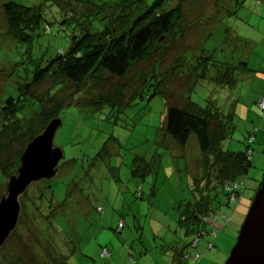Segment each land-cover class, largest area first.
I'll return each instance as SVG.
<instances>
[{
    "label": "rangeland",
    "instance_id": "rangeland-1",
    "mask_svg": "<svg viewBox=\"0 0 264 264\" xmlns=\"http://www.w3.org/2000/svg\"><path fill=\"white\" fill-rule=\"evenodd\" d=\"M6 1L0 0V199L29 136L47 125L59 105L66 107L58 112L62 125L55 146L64 150L65 158L56 178L33 184L22 197L21 223L0 249V264H134L131 257L138 264H171L170 244L184 248L191 239L181 232L179 216L195 194L206 192L196 137L181 147L164 130L168 106L190 102L223 112L231 128L225 150H245L249 135L259 127L239 202H228L211 169L212 205L221 220L214 222V247L205 250L207 238L200 244L204 257L199 264H225L264 178V117L256 106L264 94V0H186L177 30L157 42L124 78L103 72V81L88 79L77 87L62 77H49L28 90L33 72L66 51L72 36L99 33L105 16L119 27L115 18L124 8L121 0H15L40 10L44 18L30 42H21L8 33L1 9ZM167 4L176 6L178 0ZM207 68L208 75H197ZM228 70L237 84L216 80ZM145 78L143 97L130 105H75L107 97L127 102ZM10 98L19 100L17 110L25 113L18 125L3 112ZM7 120L10 124L2 128ZM120 222L125 227L118 232ZM105 247L110 259L101 255Z\"/></svg>",
    "mask_w": 264,
    "mask_h": 264
},
{
    "label": "trees",
    "instance_id": "trees-1",
    "mask_svg": "<svg viewBox=\"0 0 264 264\" xmlns=\"http://www.w3.org/2000/svg\"><path fill=\"white\" fill-rule=\"evenodd\" d=\"M167 1L153 0L149 4L148 0H121L120 3L123 4L124 10L119 14V18H115L116 22L118 21L120 24L119 27L114 24V20L105 16L101 20L107 19V21L99 33L85 31L80 36H72L70 46L66 51L59 52L45 67L38 66L33 72V81L26 84V89H30L34 84H38L49 77H62L77 87L82 86L88 79L103 81V72H107L117 78H124L136 63L152 52L157 42L177 30L179 22L183 18L182 3L186 0H178V4L173 7L168 6ZM1 9L6 16L8 33L17 41L30 42L34 33L43 25L44 18L42 13L35 7L27 6L15 0H8L1 4ZM94 16L100 19L97 14ZM247 64L245 63L244 66H247ZM217 67L218 73H220V68L219 66ZM209 71V68L203 69L197 75L206 76ZM230 71H224L226 72L225 77L220 80L218 75L216 80L221 84L226 82L237 84V79L232 75L233 72L231 73ZM146 79L142 89L127 102L115 99V97H107L85 105L77 101L75 105L95 106L96 108L103 106L105 102L121 103V106L130 105L137 97H143L142 94L145 92L147 84ZM161 83H159L158 88L161 87ZM20 90L22 89L20 88ZM54 93L56 95L57 90ZM156 93H159V90ZM148 97H151V95L149 94ZM262 100L264 98L258 100L256 106L258 112L264 117V111L260 108ZM17 101L10 98L4 103L3 107V112L9 113V117L15 119L14 123L11 122L13 125H18V122L21 123L25 118V113L17 110ZM19 105H22V101ZM64 107L66 106H57L55 113L48 116L45 123L48 125L52 119L60 118L58 112ZM224 118L225 115L218 108L205 110L199 108L193 102L188 103L185 107L177 104L169 105L167 109L164 122L166 135L170 136L181 147L187 146L192 135L196 137L202 154V160L200 161L202 166L199 165L206 176L204 181H202L204 182L203 189H206V192L202 190L200 195L197 196L195 194V201L190 200L187 202L179 216L180 227L183 229L181 232L186 237H191L190 241L184 248L181 244L177 246L174 241L170 244L172 255L181 264H188L189 262L199 264L204 257V251L200 248V244L207 238V249L205 250H210L209 248L214 247V240L218 237V233L214 229V222H218L221 219L212 205L210 192L212 183L210 181L211 169L215 171L216 184L222 187V191L227 196L229 203L239 202L247 187L248 174L255 158L252 144L257 140L256 134L259 132V127H255V134L249 135V145L246 146L245 150H225L223 142L227 140L228 132L231 128L230 122L224 121ZM213 122L217 124L214 129H212ZM8 124L10 123L7 120L2 128H6ZM46 126L36 134L29 136L27 144L39 135ZM19 128L21 130L20 124ZM2 137L3 135H0V140ZM2 148L0 142V152ZM142 161L146 162L145 160ZM208 171L210 172L208 173ZM0 174L3 173L0 172ZM207 177L209 178L208 182ZM261 184L262 181L259 183L257 192ZM222 221L225 224L228 223L229 218L226 214L222 216ZM124 227L125 223L120 222L117 229L118 232ZM187 246L194 249V253L190 254L187 252ZM101 255L106 259L111 258V254L106 247L102 248ZM131 259L134 264H138L135 258L131 257Z\"/></svg>",
    "mask_w": 264,
    "mask_h": 264
},
{
    "label": "water",
    "instance_id": "water-1",
    "mask_svg": "<svg viewBox=\"0 0 264 264\" xmlns=\"http://www.w3.org/2000/svg\"><path fill=\"white\" fill-rule=\"evenodd\" d=\"M61 125V118L52 119L26 145L19 168L7 180L6 191L0 199V249L18 228L21 199L28 189L41 181H51L59 174L65 153L55 146V137ZM225 264H264V178Z\"/></svg>",
    "mask_w": 264,
    "mask_h": 264
},
{
    "label": "crops",
    "instance_id": "crops-1",
    "mask_svg": "<svg viewBox=\"0 0 264 264\" xmlns=\"http://www.w3.org/2000/svg\"><path fill=\"white\" fill-rule=\"evenodd\" d=\"M244 6V5H243ZM243 6H241V8H243ZM258 27V26H257ZM260 33H261V35L262 36H264V21H263V23L261 22L260 23ZM263 84H264V82H263ZM261 98H264V94H263V96H261L260 97V99ZM259 100V99H258ZM257 100V101H258ZM168 260H169V262L171 263V264H181L179 261H177L176 259H175V257H174V255H172V253L168 256Z\"/></svg>",
    "mask_w": 264,
    "mask_h": 264
},
{
    "label": "built area",
    "instance_id": "built-area-1",
    "mask_svg": "<svg viewBox=\"0 0 264 264\" xmlns=\"http://www.w3.org/2000/svg\"><path fill=\"white\" fill-rule=\"evenodd\" d=\"M260 108H261L262 111H264V100L261 101ZM121 226H122V225H121ZM121 226H120V227H121ZM104 252H106V251H104Z\"/></svg>",
    "mask_w": 264,
    "mask_h": 264
}]
</instances>
